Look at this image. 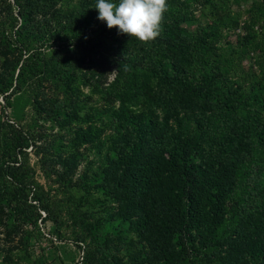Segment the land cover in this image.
Wrapping results in <instances>:
<instances>
[{"label": "trees", "instance_id": "16d2710c", "mask_svg": "<svg viewBox=\"0 0 264 264\" xmlns=\"http://www.w3.org/2000/svg\"><path fill=\"white\" fill-rule=\"evenodd\" d=\"M232 1L166 0L143 43L97 0H0L7 240L50 222L81 264H264V0L243 26Z\"/></svg>", "mask_w": 264, "mask_h": 264}, {"label": "rangeland", "instance_id": "374dc122", "mask_svg": "<svg viewBox=\"0 0 264 264\" xmlns=\"http://www.w3.org/2000/svg\"><path fill=\"white\" fill-rule=\"evenodd\" d=\"M241 4L238 5L236 2L232 1L233 9L236 13H242L243 18H241V26L244 24L245 17L247 16L248 8L254 2V0H241ZM209 23V24H207ZM210 23L207 22L205 26L209 30H213ZM197 26H193L196 28ZM203 29V28H202ZM244 32L243 28L238 29L237 31L228 32L225 30V33L228 32L229 39H235L236 34L238 32ZM259 53V52H258ZM257 52H251L249 59L243 61V65L245 66L246 71L249 70L250 67H254L255 69L258 67L257 61L259 60L260 55ZM242 71V70H241ZM240 71V72H241ZM87 90V89H86ZM0 101L4 103L3 97H0ZM25 106V105H24ZM1 107V106H0ZM17 112V120L23 121L29 118V114H31L29 106L25 107V112L23 108L20 107ZM7 113H12V110L8 108ZM25 122V121H23ZM43 121H40L42 123ZM46 127L48 128V133L52 134L53 131L56 132L57 128H52L50 122L46 123ZM31 149V148H30ZM35 148L32 150V162L36 166L38 170L37 177L41 183H43L46 187V178L43 174L42 168L38 163V156L34 152ZM43 235H39L40 238L31 237V242L28 244H20L18 238L22 235L23 232L16 234L15 241H9L6 237L5 227L0 224V244L5 248L6 251H2L0 253V264H81L82 258V250H80L77 245H75L70 230L68 228H64L66 236L63 239L57 237V235L53 231V226L50 222L42 226ZM25 236V235H24ZM27 238V236H25ZM15 248L14 247H18ZM11 251V253L8 252Z\"/></svg>", "mask_w": 264, "mask_h": 264}, {"label": "clouds", "instance_id": "9594fccd", "mask_svg": "<svg viewBox=\"0 0 264 264\" xmlns=\"http://www.w3.org/2000/svg\"><path fill=\"white\" fill-rule=\"evenodd\" d=\"M97 19L119 34L135 37L143 43L155 40L162 31L166 0H97Z\"/></svg>", "mask_w": 264, "mask_h": 264}]
</instances>
